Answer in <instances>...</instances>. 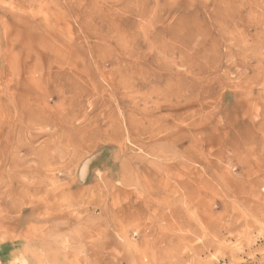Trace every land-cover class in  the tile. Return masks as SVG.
Masks as SVG:
<instances>
[{
  "label": "rangeland",
  "instance_id": "1",
  "mask_svg": "<svg viewBox=\"0 0 264 264\" xmlns=\"http://www.w3.org/2000/svg\"><path fill=\"white\" fill-rule=\"evenodd\" d=\"M0 264H264V0H0Z\"/></svg>",
  "mask_w": 264,
  "mask_h": 264
}]
</instances>
